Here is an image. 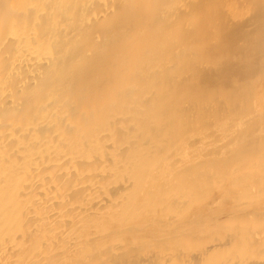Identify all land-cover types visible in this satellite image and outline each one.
<instances>
[{"label": "bare ground", "instance_id": "bare-ground-1", "mask_svg": "<svg viewBox=\"0 0 264 264\" xmlns=\"http://www.w3.org/2000/svg\"><path fill=\"white\" fill-rule=\"evenodd\" d=\"M0 264H264V0H0Z\"/></svg>", "mask_w": 264, "mask_h": 264}]
</instances>
